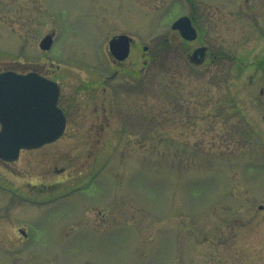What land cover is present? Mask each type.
<instances>
[{
  "label": "rangeland",
  "instance_id": "rangeland-1",
  "mask_svg": "<svg viewBox=\"0 0 264 264\" xmlns=\"http://www.w3.org/2000/svg\"><path fill=\"white\" fill-rule=\"evenodd\" d=\"M229 1L0 0V71L44 68L68 116L0 160V264H264V69ZM108 32L134 46L107 72ZM201 43L221 55L191 63Z\"/></svg>",
  "mask_w": 264,
  "mask_h": 264
},
{
  "label": "water",
  "instance_id": "water-1",
  "mask_svg": "<svg viewBox=\"0 0 264 264\" xmlns=\"http://www.w3.org/2000/svg\"><path fill=\"white\" fill-rule=\"evenodd\" d=\"M173 27L180 28L187 39L196 36L186 16L177 19ZM130 39L127 35H119L110 40V50L117 59L128 55ZM50 42L51 35H47L42 39L41 46L47 48ZM205 50L204 46L195 48L189 54V60L195 64L202 63ZM25 78L28 77L11 71L0 73V157L6 160L16 159L22 147H36L55 140L64 127V117L54 110L55 97L51 96V92H46L42 99V115L36 116L34 111L29 110L34 109L35 99L25 95Z\"/></svg>",
  "mask_w": 264,
  "mask_h": 264
},
{
  "label": "flooded vegetation",
  "instance_id": "flooded-vegetation-1",
  "mask_svg": "<svg viewBox=\"0 0 264 264\" xmlns=\"http://www.w3.org/2000/svg\"><path fill=\"white\" fill-rule=\"evenodd\" d=\"M226 1V0H225ZM231 1V0H230ZM229 1V3H230ZM234 3H239V8H238V11H237V19L239 20L240 19V16H239V13L240 15L242 14V12H248V18L250 20V22H252L253 24V27H252V30H251V35L254 37V39H258L257 41L260 42L259 44V49L261 51V54H262V57H259V59H257V61L255 62H243L242 64L243 65H246V66H253L257 69H264V0H232ZM190 4L192 5L193 2L189 1ZM191 18V21H192V24L194 25V21H193V16H189ZM195 26V25H194ZM195 28L197 29V27L195 26ZM177 33H179L180 35V32L179 30H175ZM124 32H118V33H114V34H111V32L107 33V44H106V48L105 50H107V72L110 71L108 69V62L112 63V61L114 63H120L122 61H119V60H116L113 58L110 50H109V47H108V44H109V40L114 37V36H117L118 34H122ZM47 34H51L52 35V42H51V45H50V48L49 49H43L41 46H40V42H41V39L47 35ZM56 33L55 32H51V33H46L39 41L38 43V46L41 50L43 51H48V50H51L54 42H55V35ZM110 34V35H109ZM104 38L102 37L101 39H99L98 41V44L99 46L101 47L102 50L103 49V45L105 43V39L103 40ZM185 40V39H183ZM191 40V39H190ZM188 41V40H187ZM134 40H131L130 41V52H131V49L132 47L134 46ZM198 46H205L206 50H205V58H204V61L205 59L210 56V54H212V51H211V45L209 44H205V43H201L199 44ZM129 52V53H130ZM222 53V51L220 50L219 52H216L215 54H212L213 58H216L218 56H220ZM47 55V54H46ZM47 56H50L47 55ZM124 61V60H123ZM203 61V62H204ZM41 66L43 67V64H41ZM15 70V69H13ZM16 72H20V73H27V74H33L35 75L36 77L34 78H31L30 80L31 81H41L42 78H49V79H52L54 81H56L55 79L53 78H50L48 76V73L44 70V68H41V67H35V66H32V67H29L27 68V70H15ZM112 77L111 73H107V76H105V80H110ZM58 83V81H56ZM59 85V83H58ZM56 106L64 113L65 117H66V123H67V113H66V107L61 103V88L59 86V93H58V96H57V101H56ZM104 110L101 111V113H103ZM102 118V119H101ZM98 119V123L101 121L100 125L98 126V129L99 130H102L104 129V125L103 123L106 124V121H107V116L104 115L101 117L100 114H98L96 117H95V124H98L96 122V120ZM65 129H66V126H65ZM18 231H19V227H18ZM21 241H25L27 239V236H22L21 237Z\"/></svg>",
  "mask_w": 264,
  "mask_h": 264
}]
</instances>
